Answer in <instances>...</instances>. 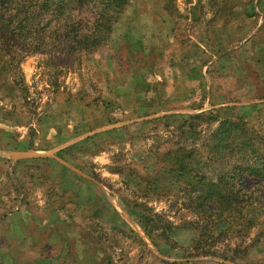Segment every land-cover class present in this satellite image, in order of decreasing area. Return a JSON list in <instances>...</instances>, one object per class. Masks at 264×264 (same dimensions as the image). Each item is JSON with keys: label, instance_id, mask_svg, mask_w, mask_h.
Returning <instances> with one entry per match:
<instances>
[{"label": "rangeland", "instance_id": "374dc122", "mask_svg": "<svg viewBox=\"0 0 264 264\" xmlns=\"http://www.w3.org/2000/svg\"><path fill=\"white\" fill-rule=\"evenodd\" d=\"M36 46L0 39V264H264V193L200 239L164 160L226 106L264 138V0H128L96 50Z\"/></svg>", "mask_w": 264, "mask_h": 264}, {"label": "trees", "instance_id": "16d2710c", "mask_svg": "<svg viewBox=\"0 0 264 264\" xmlns=\"http://www.w3.org/2000/svg\"><path fill=\"white\" fill-rule=\"evenodd\" d=\"M127 5L128 0H0V39L8 48L21 42L36 43L31 51H39L45 43L57 50L92 52L107 39ZM234 109L226 106L217 109L215 115L189 117L193 122L208 116L209 123L215 125L201 136L194 124L184 121L175 130L178 140L164 154V160L171 162L168 171L176 175L174 187L185 192L187 209L192 208L204 220L201 226L194 223L197 231L192 228L200 239H206L202 231L207 233V240L220 239L230 228L219 229L214 238L218 225H231L238 217L245 220L240 212L244 207L251 210L262 204L264 138L260 140L247 129L244 117H218ZM194 159L198 162L192 165ZM143 183L148 195L156 190L150 188V181ZM142 216L143 230L149 223L153 226L146 231L151 236L160 225L159 217ZM255 224L252 220L241 223L244 229ZM173 228L166 221V230L172 233Z\"/></svg>", "mask_w": 264, "mask_h": 264}, {"label": "water", "instance_id": "95a60500", "mask_svg": "<svg viewBox=\"0 0 264 264\" xmlns=\"http://www.w3.org/2000/svg\"><path fill=\"white\" fill-rule=\"evenodd\" d=\"M25 157V156H24Z\"/></svg>", "mask_w": 264, "mask_h": 264}]
</instances>
